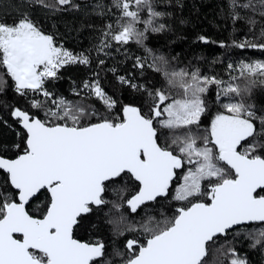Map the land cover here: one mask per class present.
Instances as JSON below:
<instances>
[{"label": "snow or ice", "instance_id": "1", "mask_svg": "<svg viewBox=\"0 0 264 264\" xmlns=\"http://www.w3.org/2000/svg\"><path fill=\"white\" fill-rule=\"evenodd\" d=\"M30 3L51 13L80 7L76 0ZM228 7L234 23L246 19L249 25L233 46L264 53V0H228ZM94 10L115 18L95 48L106 57L130 42L144 46L147 33L165 30L161 21L169 15L157 10L156 0H111ZM146 50L152 62L132 57L133 69L140 76L161 73L164 85L134 82L135 76L119 75L98 59V68L142 94L139 105L120 104L117 111L119 100L98 71L73 89L75 100L55 91L60 69L90 65L89 54L57 44L27 12L11 24L0 21V93L10 86L25 102L10 106L22 128L17 155H0V264H209L213 250L223 257L213 264H251L236 247L241 237L264 250V108L245 100L256 84L251 77L264 84V60L228 63L225 80L191 66L173 68L165 56ZM212 86L219 105L214 113L207 100ZM205 118L208 126L201 129ZM110 190L121 200L113 207L126 206L130 214L169 197L179 204L159 218L145 212L138 223H127L123 213L110 218L117 236L138 234L126 239L123 251L114 249L118 261L106 255L103 240L74 238L93 206L110 203Z\"/></svg>", "mask_w": 264, "mask_h": 264}, {"label": "trees", "instance_id": "2", "mask_svg": "<svg viewBox=\"0 0 264 264\" xmlns=\"http://www.w3.org/2000/svg\"><path fill=\"white\" fill-rule=\"evenodd\" d=\"M80 5L79 8L69 9L51 13L48 10L33 5L30 0H0V21H7L11 24L19 18L20 13L27 12L33 21L46 33L54 36L57 44L72 52L73 54L85 53L89 54L92 63L90 65H82L79 63L68 64L60 69V79L55 81V91L64 95L68 99L75 100L77 97L73 94V89L78 88L85 80L93 78L95 72H100L101 83L105 90L119 100L117 111L120 104H137L143 99L142 94L121 85L117 82L115 76L97 67L98 59H105L106 68L116 67L119 75L135 76L134 82L155 83L157 86L162 85V78L153 71L145 70L144 75H139V69H133L134 60L132 57L144 58L148 48L162 47L170 50L178 55L181 61V67L191 66L199 68L206 75L215 74L220 78L227 80L229 78L228 63H238L240 60H264V53L259 50L247 49L242 50L233 46V41H241L248 33L249 25L246 19L233 22L229 15L228 0H156L158 11L169 13L161 22L166 24L164 31L147 33V39L144 46L130 42L124 46V49L117 52L112 51L111 56H104L95 51L99 43L101 31L109 23H113L115 18L111 15H100L96 9V4L100 3L105 6L111 4V0H76ZM241 15H245L241 12ZM81 19H100L103 23V29L96 31L92 35V44L94 51L89 53L84 49L71 44L59 36L57 22L73 21ZM258 19V17H257ZM142 27V26H141ZM258 32V27L256 29ZM206 37L207 42L201 40L200 37ZM224 46H221V45ZM125 56L130 57L125 59ZM3 70L0 69V73ZM232 75H239L233 72ZM8 80L11 85V80ZM255 79L256 84L252 88L251 93L246 96L247 103L253 104L257 109L264 108V84L260 82V77H251ZM243 83L244 80L237 81ZM217 89L212 86L207 96L209 108L214 113L219 110V105L215 103V93ZM10 106H25L24 100L19 97L9 86L3 93H0V155L9 158H15L17 149L14 145L22 142V137L18 136V132H22L14 118L10 115ZM6 122V123H5ZM208 126V119L205 118L201 129ZM4 174L0 173V184L3 183ZM111 202H119L117 195L111 191ZM109 201V200H108ZM169 199L160 201L155 207H148L139 214H130L126 208H122L117 212L116 208L110 203L100 209L94 210L91 223H86L84 217L80 226L75 232L76 238L81 241H93L94 239L103 240L106 248H121L127 238H132L138 234L135 232H127L122 237H118L113 230V225L108 221L110 218L118 217L121 213L127 217V223H138L145 216V212L159 216L161 212L171 214L168 206ZM173 201V200H172ZM43 201H34L29 210L33 211L38 203ZM174 202V201H173ZM174 206V205H173ZM172 206V207H173ZM251 241L243 237L239 238L236 247L240 254H246L251 264H264V250L252 249L249 247ZM223 259L219 253L214 250L209 253V264L217 259Z\"/></svg>", "mask_w": 264, "mask_h": 264}, {"label": "rangeland", "instance_id": "3", "mask_svg": "<svg viewBox=\"0 0 264 264\" xmlns=\"http://www.w3.org/2000/svg\"><path fill=\"white\" fill-rule=\"evenodd\" d=\"M57 27L59 30V36L74 44L85 51L91 53L94 51V45L92 44V35L96 31H101L103 29V23L100 19H81L73 21H63L57 22ZM152 55L159 56L163 55L170 61V66L173 68L181 67V61L178 55L174 54L168 49L162 47H150ZM144 58H147V62H152V56L149 55L148 51ZM152 71V70H148ZM155 72V71H153ZM157 73V72H155ZM162 78V85L165 84V80L161 73H157Z\"/></svg>", "mask_w": 264, "mask_h": 264}, {"label": "flooded vegetation", "instance_id": "4", "mask_svg": "<svg viewBox=\"0 0 264 264\" xmlns=\"http://www.w3.org/2000/svg\"><path fill=\"white\" fill-rule=\"evenodd\" d=\"M126 187H127V191L129 192V193H131V192H134V190H135V185H133V184H128V185H126ZM111 192L110 191H108V193L106 194V196H105V199L106 200H111ZM169 199V204H168V206L170 207V208H172V211H174L175 210V207H178L179 206V204H178V202H176V201H172L171 200V198L169 197L168 198ZM41 200L43 201V197H41ZM40 200V201H41ZM111 202V201H110ZM115 202V201H114ZM115 203H121V200H119V202H115ZM110 205L112 206L113 205V203L111 202L110 203ZM174 205V206H173ZM105 206V205H104ZM104 206H102V207H104ZM173 206V207H172ZM148 207H150V206H148ZM147 207V208H148ZM122 208H126L127 210H128V208L126 207V206H124V207H122ZM122 208H120L119 210H117V212H120L121 211V209ZM147 208H145V210L147 209ZM97 209H100V208H97L96 206H93V210H92V212H90V213H88V214H86V215H84L83 216V218L85 217L86 218V216H87V219L85 220V222L86 223H91V218L90 217H92V215H93V211L94 210H97ZM129 211V210H128ZM168 212H170V211H168ZM171 213V212H170ZM169 215H171V214H169ZM158 218H159V216H157ZM82 218V219H83ZM81 219V220H82ZM81 222V221H80ZM79 226H80V224H79ZM78 228V227H77ZM77 228H75L74 229V238L75 239H78V238H76V234H75V232L77 231ZM123 236L124 235H120V236H118V237H122L123 238ZM133 238V237H132ZM127 239H129V238H127ZM79 240V239H78ZM96 241V239H94L93 241L91 240V241H88V242H95ZM126 241V240H125ZM124 241V242H125ZM82 242H87V241H82ZM123 245H124V243H123ZM123 245H122V247L120 248H114V249H119V250H121V251H123L124 249H123ZM114 249H112V248H106V255H108L109 257H113V253H114ZM114 258V257H113ZM114 259H117V261H118V258H114Z\"/></svg>", "mask_w": 264, "mask_h": 264}, {"label": "water", "instance_id": "5", "mask_svg": "<svg viewBox=\"0 0 264 264\" xmlns=\"http://www.w3.org/2000/svg\"><path fill=\"white\" fill-rule=\"evenodd\" d=\"M18 126H19V128L22 130L21 126H20V125H18Z\"/></svg>", "mask_w": 264, "mask_h": 264}]
</instances>
